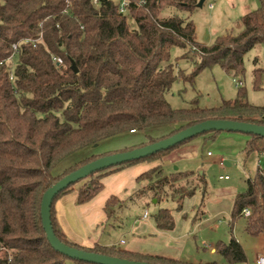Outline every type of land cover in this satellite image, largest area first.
Returning a JSON list of instances; mask_svg holds the SVG:
<instances>
[{"label": "trees", "instance_id": "1", "mask_svg": "<svg viewBox=\"0 0 264 264\" xmlns=\"http://www.w3.org/2000/svg\"><path fill=\"white\" fill-rule=\"evenodd\" d=\"M199 1L127 0L122 12V0H0V264H95L53 248L41 215L46 190L92 160L156 142L209 119L264 125V105L251 103L243 85L235 98L211 107L198 100L188 107L169 102L167 94L175 82L193 85L205 68L219 65L244 76L245 55L264 45V0L241 16L237 30H227L211 44L199 41L195 22L182 15L197 9ZM176 47L188 49L181 58L193 65L191 72L172 62ZM262 75L263 69L256 67L257 89H262ZM164 125L172 127L167 135H148L139 145L95 154L54 173L79 150L132 130ZM221 132L198 136L215 138ZM248 135L246 156L263 152L264 136ZM193 139L98 171L62 190L51 209L56 235L73 247L153 264H247L245 249L235 237L216 245L224 262H196L117 246L85 247L72 241L59 224L56 202L77 184L83 182L78 195L83 204L103 189L107 175L140 162L159 161L138 176L146 183L134 195L128 200L113 195L104 209L111 217L136 199L146 204L152 199L158 204L171 200L175 208L160 206L153 217L159 229L173 230L174 209L182 211L199 189L205 195L207 180L205 172L194 170L165 173L160 161ZM247 182V189L234 197L231 221L244 218L246 233L259 236L264 234V169L260 166ZM246 208L249 216L242 213Z\"/></svg>", "mask_w": 264, "mask_h": 264}, {"label": "rangeland", "instance_id": "2", "mask_svg": "<svg viewBox=\"0 0 264 264\" xmlns=\"http://www.w3.org/2000/svg\"><path fill=\"white\" fill-rule=\"evenodd\" d=\"M210 3L215 5L213 9L209 7ZM259 4V0H206L202 7H198L192 13H183L182 15H189L188 17L195 22L198 40L211 44L216 36L227 30L232 28L237 30L241 16L256 9ZM187 50V48L181 47L174 48L172 62L178 61V67L191 72L193 65L181 58ZM256 67L263 69L262 89L254 87ZM245 68L244 76H235L219 65L205 68L196 76L193 85L183 81L175 82L167 94L168 100L174 107H188L193 100H198L201 106L211 107L219 104L223 99L235 98L241 87L239 85L241 82L242 87L247 89L248 100L256 105H264V45H257L245 55ZM165 128L156 126L140 130L137 133L118 135V137L95 144L93 148L89 146L79 150L69 156L64 164L73 163L75 159L80 160L82 159L80 156L83 155L89 156L105 151L108 153L123 149L128 145L134 146L138 139L146 138L147 135L156 137L155 135L163 132ZM248 138L249 135L246 133L222 131L215 138L204 139V137L198 136L189 142L190 144L198 143V156L195 161L188 162L183 170L205 172L207 192L204 195L203 191L199 189L194 197L185 201L182 211L174 209L175 233L183 236L177 245H167L166 239L164 240L163 237L152 240L153 244L165 245L166 248L169 246L168 249L181 251L183 257L189 261H218L222 263L225 261L223 256L212 250L218 242H229L232 237H235L245 249L247 264H255L257 255L264 253V234L259 236L247 234L244 218H239L234 223L231 221L235 194L231 192L232 190L227 191L228 187H234L236 193L245 191L248 186V178L253 177L259 168V154L255 152L247 157L244 152ZM225 161L231 165L225 164ZM178 165H180L178 162L170 166L164 165L165 173L178 171ZM221 175H229L230 179H221ZM126 180L131 181L133 178L126 175ZM76 191H71L69 195H75ZM148 201L150 203L146 204L147 209L152 214L160 206L176 207L171 200L160 204L155 202V199ZM127 204L123 209L124 214L119 213L120 218L115 217V214L111 216L107 231L113 232V229L118 235L130 239V235L127 234L128 228L131 227L134 219L142 214L145 203L129 201ZM68 264L75 263L68 261Z\"/></svg>", "mask_w": 264, "mask_h": 264}, {"label": "crops", "instance_id": "3", "mask_svg": "<svg viewBox=\"0 0 264 264\" xmlns=\"http://www.w3.org/2000/svg\"><path fill=\"white\" fill-rule=\"evenodd\" d=\"M214 7L215 5L212 8L211 7L210 8L213 9ZM153 127H149V128H153ZM163 127H166L165 130L155 135L156 137L167 135L172 131V127L169 125L168 126L164 125ZM137 132L138 131H134V132L130 131L126 133H137ZM147 136L146 138L143 137L141 139H138L135 145H139L145 142L147 140ZM115 137H118V135L107 138L105 140ZM94 146L95 145L91 146V148H93ZM198 146H199L198 143L195 144L189 143V144L181 145L180 147H177L176 149L172 150L167 155H165L160 162L165 166L166 165L170 166L173 165L175 162H178L180 164L178 165V170L184 171L183 168L184 166H187L188 162L196 160L198 156ZM125 147H130V145ZM104 153H97V154H104ZM89 156L83 155L82 157L80 156V158L84 159ZM68 158L63 160L54 169L55 174L62 173L65 169H67L71 165L82 160V159L80 160L75 159L73 163L70 162L64 164V162ZM158 163L159 161L140 162L131 166L124 167L112 174L107 175L106 177L103 178V182H104L103 189L89 202L79 204L77 201L79 195V189L82 186V182L75 186L74 190H77L75 195L70 196L68 193L66 195H63L61 198H59L56 202V213L59 224L66 233V235L72 241L77 242L85 247H94L96 244H100L104 246H117L121 248L124 247V249L135 252L155 254V255L159 254L172 258L188 260L186 257H183V254L180 253L181 251L179 252L173 249H168L169 246L166 248L165 245L162 246V245L153 244L152 240H155L158 237H163L164 240L166 239L167 245L171 244L175 246L177 245L178 241H180V239L183 238V236L182 234L177 235L175 233L176 227L173 230L159 229L151 212H150L151 213L150 216L147 219L143 218L144 209L147 208L146 202L143 199L134 200L138 202L141 201L142 203L145 204H143L142 214L140 216H137V218L134 219L131 227L128 228L129 231L127 234L130 235V239H127L123 235H118V233L116 231L114 232L113 229H112L113 232L107 231V226L110 224V218H111L107 215L104 209L107 200L113 195L119 197L121 200H128L132 195H134L137 192V190L142 188L146 183L145 181H139L137 179L138 176ZM126 175L128 177H132L133 180L131 181L126 180ZM227 191H231L235 195L237 194L236 193L237 191L234 187H228ZM127 205L128 204H126L124 207H126ZM124 207H122L115 213L116 215L115 217L120 218L119 213L124 214L123 212ZM121 240H125V243L122 244ZM212 251H216V247ZM260 254H264V253L262 252L259 253L258 255ZM256 259H255V264H256Z\"/></svg>", "mask_w": 264, "mask_h": 264}, {"label": "water", "instance_id": "4", "mask_svg": "<svg viewBox=\"0 0 264 264\" xmlns=\"http://www.w3.org/2000/svg\"><path fill=\"white\" fill-rule=\"evenodd\" d=\"M205 1L206 0H200L198 2V7H202ZM73 67L75 70H77L74 64ZM213 130L242 132L246 134H257L260 136H264V125L229 119H209L189 126L185 129H182L156 142L149 143L143 146H138L126 151H118L92 160L91 162L83 165L77 170L61 178L54 185L48 188L44 193L41 203V215L43 226L45 228L47 238L50 244L57 251L61 252L66 256H69L70 258L95 264H153L146 261L131 260L118 256H110L93 251H87L84 249L70 246L67 243L63 242L56 235L53 227V222L51 218V209L53 201L62 190H64L71 184L76 183L84 178H87L98 171L113 166H119L129 161L147 157L162 150L174 147L188 139L195 138L202 133L210 132ZM225 164L231 165L228 161H225Z\"/></svg>", "mask_w": 264, "mask_h": 264}, {"label": "built area", "instance_id": "5", "mask_svg": "<svg viewBox=\"0 0 264 264\" xmlns=\"http://www.w3.org/2000/svg\"><path fill=\"white\" fill-rule=\"evenodd\" d=\"M95 2H97V0H95ZM128 4L127 0H122L121 2V11L122 12H125L126 11V5ZM214 5L213 4H210L209 7H213ZM14 48L17 49V45H14ZM54 60L59 63V64H62L63 63V60L62 58L60 57H54ZM178 65V64H177ZM242 83L240 82L239 85H241ZM135 130H132V132H134ZM259 162H260V165L259 167L261 166L263 169H264V151L263 152H260L259 153ZM221 179H229L230 176L229 175H221L220 176ZM245 216H249L251 214V211L250 209L246 208L243 210L242 212ZM150 211L149 209H144V212H143V218L147 219L149 216H150ZM121 243L124 244L125 243V240H121ZM256 264H264V254H260L257 256V259H256Z\"/></svg>", "mask_w": 264, "mask_h": 264}]
</instances>
